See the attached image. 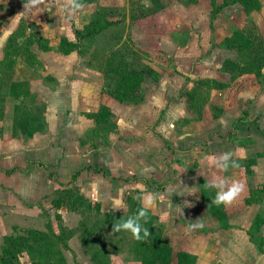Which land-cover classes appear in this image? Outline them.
Masks as SVG:
<instances>
[{"label":"rangeland","instance_id":"rangeland-1","mask_svg":"<svg viewBox=\"0 0 264 264\" xmlns=\"http://www.w3.org/2000/svg\"><path fill=\"white\" fill-rule=\"evenodd\" d=\"M63 2L64 0H43L40 5L25 9L27 0H0V61L4 56L7 40L20 29L25 30L26 35L36 33L41 37L50 38L52 45L54 44V49L49 53L38 50L35 44L30 47L39 61L37 65H28L24 55L15 57V67L8 72L9 83L4 85L3 92H7L10 85L11 90L22 94L20 99L7 96L0 112V250L5 236L16 235L25 230H40L46 232V237L38 239L32 251L22 253L20 264H94V256L103 257L105 254L110 259V264H143L136 246L138 240L134 239L130 232L114 231L113 225L137 213V203L132 202L129 206L128 197L139 201L142 206L137 197L149 193L157 198L147 212L153 218L154 226L163 230V239L175 254L173 256L165 253L166 260L172 258L171 264H180L184 258L187 260L186 264H192V260L197 258L199 241L195 239L203 233L206 235L208 229L205 224L210 222L207 218H212V221L221 227H244L246 231L253 233L252 237L257 243L260 240L264 242V156L259 155H264V149L258 155L248 152L247 157L236 160L240 164L239 168L229 167L227 171L209 167L201 162V158L198 159L202 155L208 156V141L215 136L223 137L229 144L236 145L246 141L249 133L264 138V130L260 131V128L264 127V49L259 50L264 47V17L257 18V13L251 15L245 11H236V19L222 25L229 36L241 30L253 38L251 50H245L250 57L246 54L244 62H241L245 72L236 74L237 76L231 79L230 73L221 70L223 62L220 67L217 65V61L222 57L217 51L218 47L226 48L222 41L229 36L213 31L209 35L200 33L202 26L207 28V25H211L212 28L213 24H216L218 14L215 13L216 16L209 19V24L204 23L206 19H197V23L193 20L191 28L188 29L186 26L190 24V20L176 16L172 11L175 5L193 3L192 0H92L89 3H81L82 9L75 13L61 12L60 5ZM221 2L222 0H217L216 4ZM205 5L204 7L210 10L209 16L213 11L210 6ZM101 14L116 23L97 36L89 53L81 57L77 52L64 56L56 50V40L58 36L63 35L64 26L76 42V26L82 29L94 15L101 17ZM193 23L199 24L198 27L194 28ZM170 38L182 46L187 42H192V45H185L183 51L167 49ZM22 40L23 37L18 38L15 47L20 46ZM117 41L119 45L116 46ZM81 43L87 46L85 41ZM117 48H132L126 52L129 62L136 67L143 64L153 68L158 78L144 77L141 84L143 97L138 103L118 101L123 104V108H117L120 106L118 102L113 106L109 99L108 104L111 103L112 108L107 107L112 112L116 129L107 133L106 139L99 141L100 137H86L83 133L85 126L80 128L86 100L80 96V91L85 85L93 84L101 97L113 98L106 90L114 83L110 77L105 78L102 70L106 54ZM230 51L236 59L237 50ZM188 54L195 55L196 58L190 60ZM205 56L214 58H211L208 65L204 62L198 65L199 60ZM80 58L82 60L77 62L78 65L76 61ZM62 62L63 68L60 66ZM58 64L60 71L58 68H52V65ZM260 69L262 73L258 76L256 72ZM59 74L64 76V82L68 80L73 85L72 89L63 87L62 92L53 91L55 89L52 87H57V82L52 81L53 75ZM179 75L183 76L185 83L179 80ZM207 79L227 86L213 88L207 92V87L198 86L199 80ZM147 80L149 83H146ZM0 81L3 84L6 80L0 77ZM13 82L18 85H12ZM201 90L203 92H200ZM189 91L195 92V99L192 101L195 102L197 111L207 103L201 115L190 107V96L187 94ZM145 92L148 96L146 102ZM182 96L187 98L184 99L188 100V105L184 104V110L177 113L176 110L181 108ZM99 102L103 105L102 100ZM17 104H20L26 116H30L29 121L32 123L30 125L29 121H25L21 128L42 126L40 132L43 133L37 139L44 142L45 150L42 153L44 155H40L39 162L33 160L31 151L27 152L21 147V138H28L21 133L22 130L19 129L20 132L12 143H2V137L7 138L2 133L3 122L6 118L14 121V109ZM133 105H140L141 109L131 114L130 108ZM224 110L227 114L214 122L213 119L220 117ZM45 111L49 114L47 121L44 118ZM56 115H62V119ZM254 115H258L257 119L248 121L253 119ZM23 117L25 118L24 115ZM205 124L209 131L203 126ZM73 133L77 136L75 139H63V135ZM108 134L112 135L109 137ZM128 135H134L132 138L142 135L139 138H145L146 158L143 160L139 159V156L135 157L139 162L130 158L133 155L125 161L118 159L116 155L113 159H106L110 142L115 145L118 139L131 138ZM92 140L98 141V151L86 144ZM91 152L96 153L94 158L99 154L105 156L106 161L95 167L99 169L98 172L103 171L105 174L99 173L98 177L91 174L92 180H96L83 184V181L73 179L75 171L72 167L74 164L76 167L78 163L80 167L90 166L87 164L90 161L88 158L92 157L88 155L92 154ZM189 154L191 156H187ZM65 157L77 160L73 164L70 161L64 162L60 169L61 160ZM115 158L122 164V168L116 169L117 171L113 169L118 165L115 164ZM94 162L98 164V160ZM201 165L206 166L208 170L197 169ZM123 166L128 170L123 169ZM104 167L109 174L106 175ZM190 169L194 170V174L199 170L197 176L203 173V176L210 180L220 175L229 182L240 181L245 185V189L231 204L217 205L213 200L218 189L206 187L208 183L202 178H196L198 185L195 186L192 181L183 179L191 174ZM110 174L119 182L111 183L101 177H109ZM126 181H139L140 185L134 189V185H124ZM196 187L201 194H197ZM69 188L83 200L79 199L70 205L65 203L66 205L63 204L60 208L54 206L53 201L61 198L57 190ZM78 188L84 191L80 192ZM64 200L67 202L69 199ZM73 200L76 199L72 198L69 203ZM184 202L188 216L182 206ZM248 205L250 207H247ZM175 207L179 211L174 210ZM189 216L192 220L187 219ZM258 218L263 219V224L257 232L254 224ZM111 221L115 223H110ZM197 222L201 223L202 227L189 229L190 224ZM60 226L72 232L67 242L68 248L65 249L56 243L55 239V236L60 234ZM50 227L53 232L48 230ZM219 235L221 236L215 241L217 244L224 238L222 233ZM59 250L61 257H54ZM179 252L188 254L191 258L183 257L178 260L176 257ZM50 255L53 257H49Z\"/></svg>","mask_w":264,"mask_h":264},{"label":"trees","instance_id":"trees-1","mask_svg":"<svg viewBox=\"0 0 264 264\" xmlns=\"http://www.w3.org/2000/svg\"><path fill=\"white\" fill-rule=\"evenodd\" d=\"M79 2L89 3L92 2V0H79ZM210 3L212 5V11L214 12H212V17H214L215 13L222 7L235 3H239L246 13H251L252 11H260L261 9L260 0H222L219 5L216 4V0H211ZM102 16V14L101 17L94 16L91 18V21L84 26V28L75 29L74 32L78 39L76 42L69 40L66 36H58V39L56 40L57 44L55 46L56 50L63 55H69L72 52H77L80 57L84 56L86 53H89V49L90 47H92L93 43H95L97 36L101 34L105 29H107L110 25L116 23V21L105 18L107 16ZM20 37H23V40L20 43V46L15 47V42ZM83 41H85L87 46H83V44L81 43ZM222 43L224 47L226 46V48L235 49L238 52V57L235 60H225L221 67V70L223 72L230 73L231 79H234L233 76H235L236 74L238 75L239 73L245 72V68H243L244 65H242L241 62L244 60L243 58L245 57V55L248 54V52H245V50H247L248 48L251 50L250 47L252 46L253 38L250 36V34L246 35L241 30H237L236 32H233L231 36L226 37L222 41ZM33 44H35L40 51L47 52L54 49V44L52 45L50 38L41 37L36 33H30L29 35H26V32L23 29H20L17 33L12 34L7 40L5 53L2 60L0 61V77L3 80H6L3 84L0 81V112L4 108L5 98L7 96H11L16 99L21 98L22 93L17 92L16 90H11L10 85L8 86L7 92H3L4 85L6 86V83H9L10 75L8 74V72L13 70L15 67V57H17L18 55H24L26 57L25 59L28 65L33 66L39 64L36 55L30 49ZM117 45H119V41L116 42V46ZM263 49L264 47L259 50L263 51ZM128 50H132V48L124 50L117 48L116 50H111L108 54H106V60L103 66L104 69L102 71L105 78L107 79L110 77L111 82L114 83V85L111 84L112 86L108 88V90H106L108 95L122 103H138L142 100L143 97L141 93V84L144 77L151 76L154 79H157L158 74L153 68L148 67L147 65L140 64L139 67H136L132 63H130L127 58L128 54L126 53L128 52ZM248 57H250V54H248ZM256 73V75L258 76L261 75V69ZM186 79L190 81L189 78L186 77ZM11 84L18 85L15 82ZM198 84V86L207 87V89H205V91L207 92L213 88H222L227 86L226 84H222L217 82L216 80L211 79H207L206 81L199 80ZM200 92L203 91L201 90ZM194 93L192 91L187 92V94L190 96V107L196 109L197 111V108L194 105L195 102L192 101L195 99ZM135 96H137L136 99ZM203 106H201L200 110L197 111L199 115H201ZM23 115L25 116V118L23 117ZM214 116L217 117L218 114H214ZM91 118L95 122V127L86 133V137H100L99 141H102L103 139H106L107 133L113 132L116 129V124L112 120V112L106 105H101L98 111L91 115ZM29 120L30 116H26L23 112V109L20 108V104H17L14 109L13 135L16 136L17 133L22 130L21 133L23 135H25L26 137H31L36 131L42 130V126L40 127V125L33 128L29 127L28 129L21 128L22 123ZM29 124L31 125L32 123L29 121ZM97 142H95V140H92L90 142H87L86 144L90 145L94 151H98L99 145ZM79 172L80 171L76 172L73 175V179H75ZM162 190L164 189L162 188ZM57 192L61 194L60 199L53 201L54 206H56L57 208H60L65 203L67 205H70L79 199L83 200L81 197L73 194V191L70 188L57 190ZM65 198H68L69 200L66 202V200H64ZM72 198L76 200H73L71 203H69ZM81 202L83 204V201ZM127 202L129 206L133 204L132 202H136L137 210L142 207L139 201L133 199L132 197H128ZM146 219L147 222L143 220L141 221L142 227L148 228L151 235L144 240H138V242L136 243L137 250H139L140 252L139 257L141 262L143 264H171L170 260H172V258L169 257V259L166 260L165 253H167L168 255L172 254L173 256H175V254H173L172 249L164 241L163 230L154 226V220L150 215H148V212ZM113 222L114 221H111L110 223ZM119 222H121V220H119ZM262 224L263 219L258 218L256 223L254 224L255 231H260ZM222 227L226 228V226ZM52 229V227L48 228L49 231L53 232ZM59 229L60 234L58 236H55V239L57 240V242H55L61 244L60 246H62L64 249L68 248L67 242L71 237L72 232L67 231V229L63 226H60ZM248 234L250 235V239L254 242L256 247L264 253V249L262 248L264 243L263 240H260L257 243L256 240L252 237L253 233L248 232ZM46 235V232L40 230H25L24 232L18 233L16 235L5 236L3 238V243L0 250V264H20V256L22 255V253H24V251H32L35 248V242L38 239H44ZM141 236H143V232H141ZM61 255L62 253L59 250L56 252V255H54V257H61ZM49 257L53 256L50 255ZM183 257L190 256L188 254L186 255L179 252L176 258L180 260ZM93 259L94 264H110V259L106 254L103 255V257L94 256ZM195 259L192 260V264H195ZM186 261L187 260L184 258V260H181L180 264H186Z\"/></svg>","mask_w":264,"mask_h":264},{"label":"crops","instance_id":"crops-1","mask_svg":"<svg viewBox=\"0 0 264 264\" xmlns=\"http://www.w3.org/2000/svg\"><path fill=\"white\" fill-rule=\"evenodd\" d=\"M192 2L193 3H189V4H184V3H182L181 5L178 4V5H175V7H173V4H171L173 7L172 11L175 13L174 15L179 16V17L182 16V17L188 18L190 20V24H188L186 26V28H188V29L191 28V21L194 20V22L197 23V21H196L197 19L199 21H201L202 19H206L204 21V23L209 24V22H210L209 19L212 18V12H211V15L208 16V14H210V10H208L206 7H204V5L207 4L208 6H210L211 7L210 9L212 11V5L210 3L211 0H196V1L192 0ZM260 2H261L260 11L251 12V15H253L254 13H257V18L264 17V0H260ZM100 3H102V2H100ZM202 3H205V4L202 5ZM236 11H238V12L244 11L243 7L239 3H235V4H231V5H227V6L223 7L218 12H216L218 14L217 18H216L217 20L215 19L216 24H213L212 28L210 27L211 25L210 26L207 25V28L205 26H202L200 33L202 35H209L211 33V31H213V32L218 33V34L224 33L227 35L228 31H224L222 25L225 22L226 23L227 22H229V23L233 22L236 19L235 18V16H236L235 12ZM243 13H240V14L242 15ZM91 15L92 14H90V17H91ZM215 16H216V14H215ZM242 19H243V17H242ZM198 25L199 24L194 25V23H193L194 28H195V26L198 27ZM62 29H63L62 34L64 36H66L69 40L74 41V39L68 34L67 28L64 26ZM76 29H80V27L76 26ZM227 36H229V34ZM185 45H187V46L192 45V42H187ZM185 45L184 46L179 45L177 41H175L174 39H171L169 41V44L166 45V48L167 49L171 48L172 50H176V51H178V50L183 51L185 49ZM161 47L164 50L163 46H161ZM217 51L219 52L220 56H222L221 59L217 61V65L219 67H220L221 62H224L225 60H234L235 59V56H232L233 54H231V52L233 50L230 51V49L218 47ZM49 52H52V51H47V52L43 51V53H49ZM73 53L74 52H72L69 55H64V56H71ZM188 55H189L188 57L190 60L196 58L195 55H190V54H188ZM211 58H214V57L212 56ZM211 58L205 56L204 58L199 60L198 65H202L203 62L208 65L211 62ZM80 60H82V59L80 58L79 60H77L76 64L79 65V63H77V62ZM45 65H46V63H45ZM60 66H62V68H63V62ZM60 66H59V64H58V66L52 65V68L53 69H57V68L59 69ZM46 68H47V66H46ZM59 71H60V69H59ZM50 75H52V74H50ZM58 76L53 75L54 80H52V81L57 82V87L56 88L52 87L55 89L53 91L62 92L63 87L64 88L70 87L71 89L73 88V85L68 80H66V82H64V76L63 77L61 75L59 77ZM179 76H181L180 77L181 79L179 78V80L181 82L185 83V79L182 78L183 76L182 75H179ZM146 83H149L148 80L146 81ZM80 96L83 98H86L85 103H84L85 107H84V109H82V111L84 110V112L82 113L83 118H81L82 121H80V123L82 124L80 126V128L85 126L83 133L86 134L89 130H91L95 127V122L91 118V115L96 113L98 111V109L100 108L101 104H100L99 100H102L103 105H106L110 108H112V105L115 106V103L118 101L114 100L113 98H107L105 96L101 97V94L96 91V86H94L93 84L92 85L89 84L87 86L85 85L84 87H82V89L80 91ZM147 97L148 96L145 92V97H144L145 102L147 100ZM184 98H186V97L182 96L180 99V107L181 108H178L176 110L177 113H181V111L184 110V104L188 105V100L186 101L187 98L186 99H184ZM109 99L111 100V103H113L112 105H111V103L108 104ZM118 105H120V106H117V108L118 107L123 108V104H119V102H118ZM206 106H207V103L203 106L201 114L203 113V110ZM122 108H119V109H122ZM130 109H131L130 111L132 114V112L139 111V109H141V106L140 105H133L132 108H130ZM84 113H86V115H84ZM226 114H227V111L224 110L223 114L220 117L213 119L214 122L219 121ZM127 115H129V112ZM48 116H49V114L45 111L44 112V118L46 121H47ZM56 117H60L62 119V115H56ZM256 117H258V115H254L253 119H249L248 121L256 120L257 119ZM8 120L6 118L3 122V126H2L3 132L2 133L4 134L5 137L7 136V138L2 137V143L7 142L8 144H10L16 140L15 139L16 136H14L12 134V131H13V123L12 122L13 121L11 120V118H8ZM203 126H205V128H207L206 130L209 131L208 130L209 127H207L206 124ZM252 126H253V124H252ZM46 127L49 129L48 126H46ZM254 128H256V127L254 126ZM261 130H264V127H261L260 131ZM212 132H214V131H212ZM42 133H43V131L42 132L36 131L31 137H28L27 140H24L23 138H21V140H22L21 147L24 148V150H27V152L31 151L33 154V158H34L33 160H36V162L40 161L39 160L40 155H44V154H42L43 151L45 150L43 148L44 142L39 141L37 139V137L39 135H41ZM214 133L219 134L218 132H214ZM73 134L72 135L67 134L66 136L63 135V137H64L63 139L65 141L67 139H73V138L75 139L77 136H75V134L74 135ZM85 134H84V136H85ZM110 135H112V134H108L109 137H110ZM133 136L134 135H128V137H131L129 139H120V140L118 139V141L115 142V145H111V142H110V145L107 147V149L109 151L106 154L107 155L106 159L108 157H109V159H113L116 155V157L118 159L125 161L127 159V157L133 155L134 157L132 156L130 158L135 159L137 162H139L138 159L135 158L137 156H139V159L143 158V160H144V158H146V157H144V156H146L144 153V148H145V146H144L145 140L144 139L145 138L144 139L139 138L142 135H135V137L132 138ZM247 137H248V139L246 141H243L242 143L236 145V144H231V143L229 144L227 142V140H225L223 137H220V136L216 137L215 136L213 139L208 141V145H209V150L207 151L208 155L214 154L216 156H219V155L224 154V153H232L233 154L232 160L236 161L237 159H244L245 157H247L246 154L248 152L251 154L257 153V155L259 152H263L264 138L262 136L258 137V135H256L255 133H249L247 135ZM116 149H117V151H116ZM241 149L244 150L243 155H241V152H240ZM100 151H101V149H100ZM95 154H96L95 152L92 154H88V155H92L91 158H88L90 161L88 162L87 165H90V166L84 165L83 167H80V163H78L76 165V167H74L75 164L72 167L73 171H75L73 173V175L83 168V170H81L79 172V174L75 177L76 179L83 181L84 182L83 184H86L88 182H92V181L96 180V178H94L92 180L91 174H93L94 177H98L99 173H101V172H98L99 169H95V167L97 165L101 166V162H104L105 156H100V154H99L97 157L94 158ZM129 154H131V155H129ZM101 155H102V153H101ZM259 155L264 156L263 154H259ZM120 156H122V157H120ZM187 156H191V155L189 154ZM204 157L205 156L202 155V156H199L198 159L201 158V162H203ZM251 158H254V157H251ZM74 159L72 160L69 157L68 158L65 157L63 160H61L60 169L62 167V164H64V162L70 161L73 164L77 160V159L76 160H74ZM96 160H98V164L96 162H94ZM42 161H43V159H42ZM114 161H115V164L117 163L118 165L116 166V168H113V167H115L114 165H113V167L112 166L111 167L115 170L121 169L122 164L118 163L116 158ZM95 163H96V165H95ZM124 168L128 170V168L123 166V169ZM198 168L199 169L200 168H206L207 169V167L204 165L197 167V169ZM104 169H105L106 175H107V173H108L107 168L104 167L103 170ZM94 170L96 172H94ZM211 171H213V170H211ZM197 172H199V170H197ZM197 172H195V174H194V170L190 169L189 173H191V174L184 176L183 179L185 181H189V182L192 181L193 186L198 185V181L196 179L197 177H198V179L202 178L203 180L207 181V183L210 181V179L208 177L203 176L204 175L203 173L201 176H197ZM101 174L104 175L105 173H103V171H102ZM101 177L106 181H110L111 183L119 182L117 180V178L115 176H114L115 177L114 178L113 175H111V174L109 177H104V176H101ZM123 177L125 178V176H123ZM134 183L135 182H133V181H126L124 183V185H126V186L127 185H131V186L134 185V189H136L138 187V185H140V183H139V181L136 182L135 184ZM197 187L199 189V186H197ZM197 187H196V190H197V194L199 195V194H201V192L197 189ZM78 189L80 192L84 191V190H81L80 188H78ZM192 193L194 194V192H192ZM159 203H161V202H159ZM182 206L185 207V214L188 216L189 214L187 211L186 203L184 202V204ZM247 207H250V206L248 205ZM174 210H176V207ZM176 211H179V210H176ZM239 214H240V211H239ZM239 214H237V215H239ZM176 216L179 217V213L176 212ZM187 219L192 220V217L189 216ZM207 219H209V221H210L209 223L211 225L209 223L205 224L206 228L208 229V231L206 232V235L203 233L200 235L199 238L195 239V240L199 241V251L198 252L196 251L197 258H196L195 264H264V253L261 252L257 247H255V244L253 242H251V239L249 238L248 231H246V229L244 227H238V226H231L230 225L226 228H223L219 224H217V222L216 223L213 222L212 218H207ZM217 232H220L219 234L222 233V236L224 237V238L219 240L218 244L215 243V241L217 240L218 236H221V235H219V234L217 235L216 234ZM225 234H227V236H225ZM205 240H207V241H205ZM263 247H264V244H263L262 248Z\"/></svg>","mask_w":264,"mask_h":264},{"label":"clouds","instance_id":"clouds-1","mask_svg":"<svg viewBox=\"0 0 264 264\" xmlns=\"http://www.w3.org/2000/svg\"><path fill=\"white\" fill-rule=\"evenodd\" d=\"M43 3V0H27V3L24 5L25 9H30L32 7H36ZM83 5L79 2V0H64V2L60 5L61 12H72L82 9ZM241 155H243L244 150H240ZM232 153H224L219 156L216 155H208L203 158V163L209 167H215L221 171H227L229 167L239 168L240 164L232 160ZM208 188L218 189L216 192L213 203L220 204H231L245 189V185L240 181L233 180L229 182V180L220 175H216L208 182L206 185ZM157 197L151 193L144 195L143 197H137V199L141 200L142 207L137 211L134 216H129L127 219L122 220L119 223L113 225L114 231H127L130 232L132 237L136 240H144L148 236H150V232L148 228H143L141 221L147 222V210L153 205L154 200ZM162 199V197H161ZM202 227V224L197 222L189 225V229H197ZM141 232H143V236H141Z\"/></svg>","mask_w":264,"mask_h":264}]
</instances>
